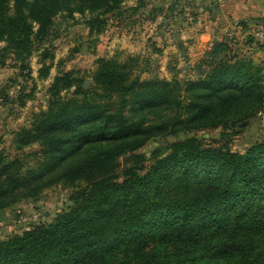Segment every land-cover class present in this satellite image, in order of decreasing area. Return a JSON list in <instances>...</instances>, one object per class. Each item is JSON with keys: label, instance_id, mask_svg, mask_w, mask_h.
Returning a JSON list of instances; mask_svg holds the SVG:
<instances>
[{"label": "trees", "instance_id": "16d2710c", "mask_svg": "<svg viewBox=\"0 0 264 264\" xmlns=\"http://www.w3.org/2000/svg\"><path fill=\"white\" fill-rule=\"evenodd\" d=\"M125 1L0 0V65L13 57L27 69L61 14L89 15L90 36L103 33ZM51 59L45 49L39 77ZM97 63L88 91L73 72L58 74L48 110L14 133L18 154L0 150V212L56 185L75 189L54 222L0 240V264H264V137L245 153L224 142L264 111V68L228 40L191 80H141L130 62ZM218 128L209 144L180 139ZM169 137L178 139L166 156L137 154Z\"/></svg>", "mask_w": 264, "mask_h": 264}, {"label": "rangeland", "instance_id": "374dc122", "mask_svg": "<svg viewBox=\"0 0 264 264\" xmlns=\"http://www.w3.org/2000/svg\"><path fill=\"white\" fill-rule=\"evenodd\" d=\"M223 1L228 0H126L119 12L108 16L105 31L96 36H90L86 26L89 15L75 14L74 18L58 15L49 39L43 44L36 43L33 54L24 62L27 69L22 70V61H15L13 57L8 58L4 66L0 65V150L18 154L13 146L14 133L28 127L35 113L48 110L50 87L58 74L71 71L75 77L84 79L83 87L88 82L86 89L83 88L85 91L92 89L100 58L132 63V73L138 74L141 80L157 77L185 81L197 77L196 66L214 43L228 40L235 51L264 68V57L252 46L251 29L244 26L243 21H236L232 26L224 23L220 27L223 31L217 32L212 45L205 50L193 46L195 39L190 30L197 29L199 9L203 7L208 12L216 2L219 5ZM3 46L5 43L0 44V48ZM45 49L53 54V59L47 60L53 67L46 79L39 77ZM74 92V87L63 91L62 97H71ZM244 126L224 141L233 152L245 153L264 137V111ZM222 132L221 128L200 131L181 135L180 139L197 135L209 144L213 139L220 140ZM177 139L153 140L137 154L151 159L153 153L161 151L166 156L167 145ZM38 148L34 145L24 152L29 154ZM28 158L29 164L35 162V156ZM127 159L129 155L120 158L121 169L129 165ZM74 191L73 187L56 185L45 190L38 199L24 200L0 212V240L54 222L72 206L70 196Z\"/></svg>", "mask_w": 264, "mask_h": 264}, {"label": "crops", "instance_id": "0c3cea01", "mask_svg": "<svg viewBox=\"0 0 264 264\" xmlns=\"http://www.w3.org/2000/svg\"><path fill=\"white\" fill-rule=\"evenodd\" d=\"M263 20L264 0H228L219 5L216 2V6L208 12L202 7L197 17V29L190 30L192 38L195 39L193 46L197 50L208 48L216 38L217 32L223 31L220 27H223L224 23L232 26L236 21H243V25L246 24L251 29L254 23Z\"/></svg>", "mask_w": 264, "mask_h": 264}, {"label": "built area", "instance_id": "2783aa9c", "mask_svg": "<svg viewBox=\"0 0 264 264\" xmlns=\"http://www.w3.org/2000/svg\"><path fill=\"white\" fill-rule=\"evenodd\" d=\"M252 46L264 57V20L251 26Z\"/></svg>", "mask_w": 264, "mask_h": 264}, {"label": "water", "instance_id": "95a60500", "mask_svg": "<svg viewBox=\"0 0 264 264\" xmlns=\"http://www.w3.org/2000/svg\"><path fill=\"white\" fill-rule=\"evenodd\" d=\"M88 85V82H85L84 84V89H86V86Z\"/></svg>", "mask_w": 264, "mask_h": 264}]
</instances>
